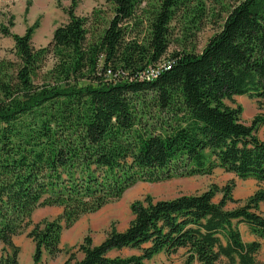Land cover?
Segmentation results:
<instances>
[{
  "label": "trees",
  "instance_id": "1",
  "mask_svg": "<svg viewBox=\"0 0 264 264\" xmlns=\"http://www.w3.org/2000/svg\"><path fill=\"white\" fill-rule=\"evenodd\" d=\"M78 3L69 0L46 46L31 43L37 22L21 35L0 27L13 41L0 59V264H17L13 239L23 233L33 264L54 258L64 227L136 183L219 168L264 185V115L247 125L235 103L264 100V0L235 1L200 52L170 47L176 25L192 34L202 24L203 0H103L86 16ZM233 188L136 200L124 231L97 245L85 236L63 264H145L179 249L182 264H264V190L228 210L240 203ZM39 207L61 213L33 224ZM233 221L255 240L244 243Z\"/></svg>",
  "mask_w": 264,
  "mask_h": 264
},
{
  "label": "rangeland",
  "instance_id": "2",
  "mask_svg": "<svg viewBox=\"0 0 264 264\" xmlns=\"http://www.w3.org/2000/svg\"><path fill=\"white\" fill-rule=\"evenodd\" d=\"M235 1L237 0H203L207 15L202 24L192 34H187L186 30L179 29L181 26L176 25L170 49H191L194 52H200L209 37L218 31L222 19L225 17L223 11H227ZM102 4L103 0H79L75 14L86 16L94 7ZM68 5L69 0H0V27L4 26L10 33L21 35L27 27L37 22L38 26L34 30L31 43L36 48L46 46L51 40L54 28L66 21L63 9ZM12 46V39L0 33V59L11 57ZM235 103L241 107V121L247 125L255 116L264 115V100L256 101L254 98L240 96L235 97ZM257 135L264 140V126L259 128ZM229 183L234 185L233 199L240 203L227 204L226 209L228 210L242 204L255 191L264 190V185L258 184L254 180H240L219 168L205 176L174 178L160 183H136L117 200L107 203L94 212L80 216L70 227H64L59 245L62 251L54 258L43 255L38 264H63L66 250L73 251L85 236H89L92 244L97 245L104 240L112 228L118 232L124 231L132 219L130 205L136 200H142L146 196L153 200H166L179 195L200 194L212 186L222 188ZM220 198L221 194L216 193L213 201L216 203ZM259 212L264 216V204L259 205ZM60 213V207H39L32 213L31 221L33 224L43 220L51 221L57 218ZM233 225L237 228L244 243L255 240L246 225L236 221H233ZM13 243L18 248L17 264H33L34 244L26 236V233L15 237ZM260 243L261 249L256 255V260L263 263L264 242L260 241ZM3 251L0 245V256ZM132 253V251L124 250L122 255ZM184 258L185 250L179 249L169 256L159 253L151 260L146 261L145 264H182Z\"/></svg>",
  "mask_w": 264,
  "mask_h": 264
},
{
  "label": "built area",
  "instance_id": "3",
  "mask_svg": "<svg viewBox=\"0 0 264 264\" xmlns=\"http://www.w3.org/2000/svg\"><path fill=\"white\" fill-rule=\"evenodd\" d=\"M166 68H168V67L166 66ZM162 69H165V65H163V66H157L156 68H150L144 74L145 79L148 80V81L151 80V79H154L159 74V72Z\"/></svg>",
  "mask_w": 264,
  "mask_h": 264
}]
</instances>
